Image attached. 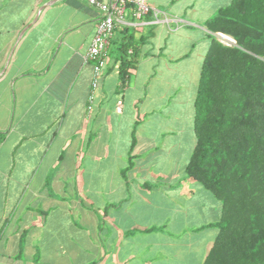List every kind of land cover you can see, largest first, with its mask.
Returning <instances> with one entry per match:
<instances>
[{
	"label": "crops",
	"instance_id": "obj_1",
	"mask_svg": "<svg viewBox=\"0 0 264 264\" xmlns=\"http://www.w3.org/2000/svg\"><path fill=\"white\" fill-rule=\"evenodd\" d=\"M232 1L146 0L160 21L118 25L93 87L98 7L0 0V264L204 263L223 204L186 167L205 22Z\"/></svg>",
	"mask_w": 264,
	"mask_h": 264
},
{
	"label": "trees",
	"instance_id": "obj_2",
	"mask_svg": "<svg viewBox=\"0 0 264 264\" xmlns=\"http://www.w3.org/2000/svg\"><path fill=\"white\" fill-rule=\"evenodd\" d=\"M205 25L236 45L212 36L195 99L197 143L186 172L223 204L203 264H264V0H233ZM119 49L125 82L136 46Z\"/></svg>",
	"mask_w": 264,
	"mask_h": 264
},
{
	"label": "built area",
	"instance_id": "obj_3",
	"mask_svg": "<svg viewBox=\"0 0 264 264\" xmlns=\"http://www.w3.org/2000/svg\"><path fill=\"white\" fill-rule=\"evenodd\" d=\"M90 5L96 6L101 11V18L99 19L95 35L92 39L91 45L85 56L86 61L94 63V72L92 86L97 87L102 69L106 64L107 49L110 39L118 25L132 24L138 27L145 23L143 17L150 12L155 15L156 22H159L158 10H152L151 6L146 0H84ZM134 18L133 22L127 20L128 16ZM165 21L168 17L164 18ZM221 41L227 45L236 44V40L226 34L218 33Z\"/></svg>",
	"mask_w": 264,
	"mask_h": 264
},
{
	"label": "rangeland",
	"instance_id": "obj_4",
	"mask_svg": "<svg viewBox=\"0 0 264 264\" xmlns=\"http://www.w3.org/2000/svg\"><path fill=\"white\" fill-rule=\"evenodd\" d=\"M164 8H165V7H164ZM216 36L218 37V34H216ZM218 39L220 40L221 38L218 37ZM220 41H221V40H220ZM233 45H236V44H233ZM233 45H231V46H233ZM113 50L115 51V50H116V47H114Z\"/></svg>",
	"mask_w": 264,
	"mask_h": 264
},
{
	"label": "water",
	"instance_id": "obj_5",
	"mask_svg": "<svg viewBox=\"0 0 264 264\" xmlns=\"http://www.w3.org/2000/svg\"><path fill=\"white\" fill-rule=\"evenodd\" d=\"M24 31H22V33H23ZM216 34H218V33H216Z\"/></svg>",
	"mask_w": 264,
	"mask_h": 264
}]
</instances>
